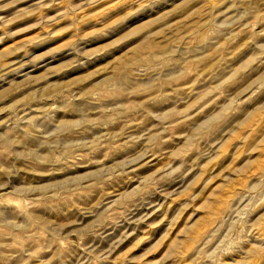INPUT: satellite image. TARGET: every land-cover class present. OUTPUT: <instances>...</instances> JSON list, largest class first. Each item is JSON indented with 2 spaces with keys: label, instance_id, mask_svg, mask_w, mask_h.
<instances>
[{
  "label": "rangeland",
  "instance_id": "rangeland-1",
  "mask_svg": "<svg viewBox=\"0 0 264 264\" xmlns=\"http://www.w3.org/2000/svg\"><path fill=\"white\" fill-rule=\"evenodd\" d=\"M0 264H264V0H0Z\"/></svg>",
  "mask_w": 264,
  "mask_h": 264
}]
</instances>
